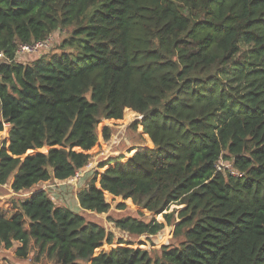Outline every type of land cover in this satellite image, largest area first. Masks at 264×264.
<instances>
[{"label":"trees","instance_id":"16d2710c","mask_svg":"<svg viewBox=\"0 0 264 264\" xmlns=\"http://www.w3.org/2000/svg\"><path fill=\"white\" fill-rule=\"evenodd\" d=\"M61 27L80 60L17 53ZM0 52L1 185L73 177L128 118L152 143L100 161L79 211L47 189L0 198V251L33 264H264V0H0ZM128 200L155 216L112 217L121 230L168 224L183 240L152 255L115 239L93 214Z\"/></svg>","mask_w":264,"mask_h":264},{"label":"rangeland","instance_id":"374dc122","mask_svg":"<svg viewBox=\"0 0 264 264\" xmlns=\"http://www.w3.org/2000/svg\"><path fill=\"white\" fill-rule=\"evenodd\" d=\"M72 29L70 27H61L54 32H52L47 40L45 41V46H48L44 49H40L41 51L37 54L32 53H21L20 55L23 56H35L38 57L43 54H53V53H61L62 51H71L74 53V58L76 60H80L83 56V49L82 44L80 42L75 41L73 43L72 41L68 42L72 38ZM67 40V41H66ZM31 43V42H29ZM21 45V44H20ZM19 45V46H20ZM29 54V55H28ZM24 56V57H25ZM36 57L30 58L35 59ZM27 62V61H26ZM105 119H103L102 123L100 124L99 128L101 130L103 123H105ZM132 122V118H128L124 123L117 125L116 127H113V139H118L117 142H111L106 143L105 141L102 142L100 145V148L98 151L94 152L92 158H91V167H89V170L84 173L81 179L75 181L73 183L67 181L65 183L59 184V183H52L51 185L47 186V189L50 193L51 198L55 201L56 204H62L64 206H67L71 208L74 211H79L80 208L77 204L78 200L76 198V192L78 189L88 181V177L92 175V171L97 167V165L100 163V161L105 160L109 156L118 155V154H124L127 157L131 155L132 153H129V148L131 147H137L138 145L141 146H152V143H150L149 140H144L140 132L138 130L133 129L130 125ZM100 133V132H99ZM3 138H6L7 132H5L3 135ZM112 145V146H111ZM224 161V160H223ZM229 166L231 165L233 167V164L230 161H224ZM234 168V167H233ZM42 187V186H41ZM32 191V190H31ZM24 191L21 193H14L12 191V188L9 186V184L1 185L0 184V198L5 199H12L13 197L17 198H25L30 192ZM64 192V193H63ZM61 197V198H60ZM132 200H128L126 203L128 204L127 208L124 210H118L115 207V203H113V210L109 213L105 214H93V217H98V220L106 227V229L113 233L115 236V239L123 238L126 240H134L139 241L140 239L145 242V248L150 249L152 255H158L161 253V248L163 245L166 244H178L181 240H183V236H177L174 233L175 227L174 225H168L166 224L164 229L161 230L156 235H142V236H133L128 232H125L116 225V223L113 221V218L125 216V215H133L140 219H144L146 221L151 220L153 216H155L153 213L142 209L140 206L136 204H132ZM177 207L180 209V205L171 206L170 209H173ZM139 210H142L144 214H140ZM111 215V217L109 216ZM113 217V218H112ZM158 218H161L159 215ZM106 248H110V245H106ZM0 264H33L31 259H18L16 258L11 251H0Z\"/></svg>","mask_w":264,"mask_h":264},{"label":"built area","instance_id":"2783aa9c","mask_svg":"<svg viewBox=\"0 0 264 264\" xmlns=\"http://www.w3.org/2000/svg\"><path fill=\"white\" fill-rule=\"evenodd\" d=\"M47 40V38L46 39H42V40H35V41H33V42H31V43H25V44H21L20 46H19V48H18V50H17V53L18 54H21V53H32V54H38L42 49H44V48H46V47H48V46H46V47H44L45 46V41ZM41 49V50H40ZM3 58H5V56H4V53L3 52H0V61L3 59ZM118 142L119 140L118 139H113V137L110 139V140H108V141H105L106 143H111V142ZM112 146V145H111ZM91 161L92 160H90V162L84 167V168H82V169H80V170H78L77 172H76V174L73 176V177H71V178H68V179H66V180H57V179H55V180H53V181H51V182H48V183H43V184H40V185H38L37 187H35V188H33V189H31L32 191L33 190H35V189H47V186L48 185H51L52 183H59V184H62V183H65V182H67V181H69V182H71V183H73L74 181H75V183L77 182V180H79V179H81L80 177H82L83 175H84V173L86 172V171H88L89 170V167H91ZM223 167H225V168H227V169H229V170H231L232 171V173L233 174H239V175H242L243 173L242 172H238V171H236V169H234L231 165L229 166L227 163H225L223 160H221L220 161V163L218 164V168L219 169H222ZM42 186V187H41ZM30 190V191H31ZM48 190V189H47ZM13 191V190H12ZM26 191H29V190H26ZM31 191V192H32ZM14 192V191H13ZM21 192H24V191H21ZM21 192H19V193H21ZM30 192V193H31ZM14 193H16V192H14ZM29 193V194H30ZM17 194V193H16ZM28 194V195H29ZM27 195V196H28ZM52 197V196H51ZM53 199V198H52ZM120 229V228H119ZM124 231V230H123ZM126 232V231H125Z\"/></svg>","mask_w":264,"mask_h":264},{"label":"crops","instance_id":"0c3cea01","mask_svg":"<svg viewBox=\"0 0 264 264\" xmlns=\"http://www.w3.org/2000/svg\"><path fill=\"white\" fill-rule=\"evenodd\" d=\"M63 193H64V192H63ZM60 198H61V197H60ZM77 204H78V206H80L78 202H77Z\"/></svg>","mask_w":264,"mask_h":264}]
</instances>
